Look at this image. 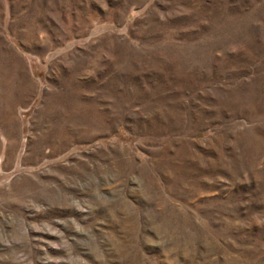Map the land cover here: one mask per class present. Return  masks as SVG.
Returning a JSON list of instances; mask_svg holds the SVG:
<instances>
[{
    "label": "rangeland",
    "instance_id": "374dc122",
    "mask_svg": "<svg viewBox=\"0 0 264 264\" xmlns=\"http://www.w3.org/2000/svg\"><path fill=\"white\" fill-rule=\"evenodd\" d=\"M0 264H264V0H0Z\"/></svg>",
    "mask_w": 264,
    "mask_h": 264
},
{
    "label": "crops",
    "instance_id": "0c3cea01",
    "mask_svg": "<svg viewBox=\"0 0 264 264\" xmlns=\"http://www.w3.org/2000/svg\"><path fill=\"white\" fill-rule=\"evenodd\" d=\"M35 87H36V85H35Z\"/></svg>",
    "mask_w": 264,
    "mask_h": 264
}]
</instances>
